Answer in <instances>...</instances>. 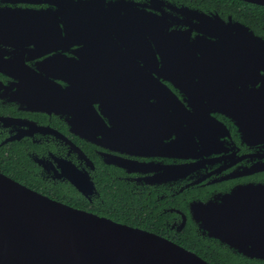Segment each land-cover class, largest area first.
<instances>
[{"label": "flooded vegetation", "instance_id": "af4514ba", "mask_svg": "<svg viewBox=\"0 0 264 264\" xmlns=\"http://www.w3.org/2000/svg\"><path fill=\"white\" fill-rule=\"evenodd\" d=\"M6 8L26 12L0 13L1 174L207 262L189 247L238 258L228 264H264L209 237L192 213L195 204L264 185V60L217 64L228 77L206 87L186 81L193 70L184 68L197 64L165 61L185 55L159 49L154 36L157 21L165 22L164 37L181 41H264V5L0 0ZM176 67L180 79L169 75Z\"/></svg>", "mask_w": 264, "mask_h": 264}, {"label": "water", "instance_id": "95a60500", "mask_svg": "<svg viewBox=\"0 0 264 264\" xmlns=\"http://www.w3.org/2000/svg\"><path fill=\"white\" fill-rule=\"evenodd\" d=\"M246 1L264 5V0ZM24 12L21 9H0V13L7 14ZM147 23L144 21V32L148 30ZM154 23V36L160 39L157 47L166 53L173 51L172 55L181 52L185 55L181 59L176 57L165 61L178 59L197 64L198 67L184 68L193 70L187 73L186 81L202 79L201 85L217 88V83L205 82L223 81L228 77L226 69L217 67V64L234 61L262 65L264 60L262 38L253 35L246 38L197 37L188 42L177 37H164L162 28L165 22ZM141 29L139 26V32ZM168 71L172 78L182 76L180 68ZM174 85L179 89L176 83ZM192 213L209 237L245 257L264 260V185H250L218 201L195 204ZM0 264L210 263L157 234L75 209L0 173Z\"/></svg>", "mask_w": 264, "mask_h": 264}, {"label": "trees", "instance_id": "16d2710c", "mask_svg": "<svg viewBox=\"0 0 264 264\" xmlns=\"http://www.w3.org/2000/svg\"><path fill=\"white\" fill-rule=\"evenodd\" d=\"M111 210L112 211L114 210V213H112L111 218L119 221L120 217H121L119 208L114 206ZM155 230L156 229H153V231H155ZM187 248H188V246H187ZM189 248H191L192 250L196 251L203 258H205L206 260H208L209 262H211L213 264H228L231 261H233L234 263L238 262V258H236L235 256H218L211 249H207L206 246H204L202 248L200 247V249L196 248V247L195 248L194 247H189Z\"/></svg>", "mask_w": 264, "mask_h": 264}]
</instances>
